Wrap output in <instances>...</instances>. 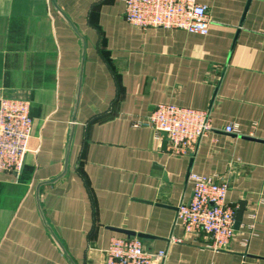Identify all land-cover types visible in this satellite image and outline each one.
<instances>
[{
	"label": "crops",
	"instance_id": "obj_1",
	"mask_svg": "<svg viewBox=\"0 0 264 264\" xmlns=\"http://www.w3.org/2000/svg\"><path fill=\"white\" fill-rule=\"evenodd\" d=\"M197 1L206 35L133 26L125 0H0V99L34 121L22 173L0 176V264H106L120 230L162 264H264V0ZM159 104L211 113L194 153L151 127ZM192 172L229 183L235 217L245 203L224 250L176 221Z\"/></svg>",
	"mask_w": 264,
	"mask_h": 264
},
{
	"label": "built area",
	"instance_id": "obj_2",
	"mask_svg": "<svg viewBox=\"0 0 264 264\" xmlns=\"http://www.w3.org/2000/svg\"><path fill=\"white\" fill-rule=\"evenodd\" d=\"M125 19L143 29H182L208 34L212 19L207 5L197 0H125ZM0 176L22 173L33 131L30 102L22 98L0 99ZM157 134L167 132L168 150L176 156L194 153L213 130L209 111L175 104H159L149 116ZM234 132L233 126L226 127ZM193 196L177 209L176 221L187 233L203 232L210 247L224 250L235 235V209L227 203L229 183L192 172ZM167 250L149 252L137 236L114 237L107 250L106 264H162Z\"/></svg>",
	"mask_w": 264,
	"mask_h": 264
},
{
	"label": "water",
	"instance_id": "obj_3",
	"mask_svg": "<svg viewBox=\"0 0 264 264\" xmlns=\"http://www.w3.org/2000/svg\"><path fill=\"white\" fill-rule=\"evenodd\" d=\"M0 104H1V100H0ZM163 134L165 136H167V132H163ZM167 143V140L165 139V144ZM245 207V203H242L241 207L237 210L236 212V217H235V228H239L240 225H241V222H242V219H243V214H244V208ZM130 236H135V235H138V237H142L143 235L142 234H135L134 232H129V231H126V230H120Z\"/></svg>",
	"mask_w": 264,
	"mask_h": 264
}]
</instances>
